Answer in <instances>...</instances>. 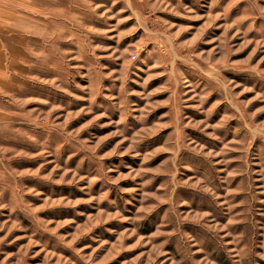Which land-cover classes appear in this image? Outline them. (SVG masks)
Instances as JSON below:
<instances>
[{"label":"rangeland","instance_id":"1","mask_svg":"<svg viewBox=\"0 0 264 264\" xmlns=\"http://www.w3.org/2000/svg\"><path fill=\"white\" fill-rule=\"evenodd\" d=\"M0 264H264V0H0Z\"/></svg>","mask_w":264,"mask_h":264}]
</instances>
